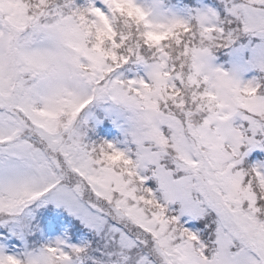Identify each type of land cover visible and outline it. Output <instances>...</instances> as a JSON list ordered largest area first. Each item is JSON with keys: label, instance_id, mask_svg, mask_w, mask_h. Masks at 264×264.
Returning a JSON list of instances; mask_svg holds the SVG:
<instances>
[{"label": "snow or ice", "instance_id": "snow-or-ice-1", "mask_svg": "<svg viewBox=\"0 0 264 264\" xmlns=\"http://www.w3.org/2000/svg\"><path fill=\"white\" fill-rule=\"evenodd\" d=\"M0 264H264V0H0Z\"/></svg>", "mask_w": 264, "mask_h": 264}]
</instances>
